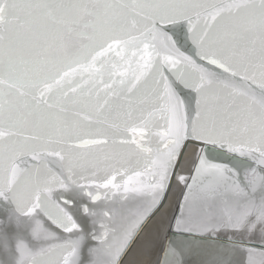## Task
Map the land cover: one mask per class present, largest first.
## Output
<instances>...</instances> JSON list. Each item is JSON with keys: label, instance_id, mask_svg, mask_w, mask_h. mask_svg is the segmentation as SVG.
Instances as JSON below:
<instances>
[{"label": "snow or ice", "instance_id": "6c2138e0", "mask_svg": "<svg viewBox=\"0 0 264 264\" xmlns=\"http://www.w3.org/2000/svg\"><path fill=\"white\" fill-rule=\"evenodd\" d=\"M0 264H264V0H0Z\"/></svg>", "mask_w": 264, "mask_h": 264}, {"label": "water", "instance_id": "95a60500", "mask_svg": "<svg viewBox=\"0 0 264 264\" xmlns=\"http://www.w3.org/2000/svg\"><path fill=\"white\" fill-rule=\"evenodd\" d=\"M177 195H178V192L175 195L173 193H170L169 194V201H166V203L174 202Z\"/></svg>", "mask_w": 264, "mask_h": 264}]
</instances>
